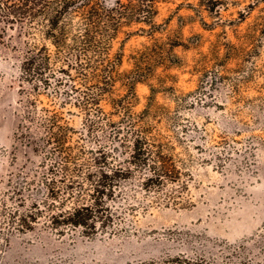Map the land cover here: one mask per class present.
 <instances>
[{
    "label": "rangeland",
    "instance_id": "374dc122",
    "mask_svg": "<svg viewBox=\"0 0 264 264\" xmlns=\"http://www.w3.org/2000/svg\"><path fill=\"white\" fill-rule=\"evenodd\" d=\"M156 21L157 40L142 25L144 35L124 41L121 70L159 46L135 111L175 172L150 190L138 176L124 185L109 202L113 224L93 236L59 235L46 219L26 232L0 223V264H264V0H168ZM19 32L0 39V203L23 163L38 159L15 136L24 114ZM66 118L76 151L96 146L84 116Z\"/></svg>",
    "mask_w": 264,
    "mask_h": 264
},
{
    "label": "trees",
    "instance_id": "16d2710c",
    "mask_svg": "<svg viewBox=\"0 0 264 264\" xmlns=\"http://www.w3.org/2000/svg\"><path fill=\"white\" fill-rule=\"evenodd\" d=\"M167 1L0 0V39L12 40L10 30L18 29V38L24 39V114L15 136L38 156L11 177L9 196L0 203V223L9 231L26 232L46 219L59 235L82 229L93 236L99 227L113 224L109 202L124 185L138 176L140 186L150 190L175 172L135 111L137 84L145 81L159 46H145L134 57V69L121 70L124 41L144 35L142 25L157 40L159 6ZM125 28L128 33L114 51ZM45 95H51L48 104L41 99ZM75 113L90 122L87 136L98 140L96 146L76 151L74 129L65 125L66 115Z\"/></svg>",
    "mask_w": 264,
    "mask_h": 264
}]
</instances>
